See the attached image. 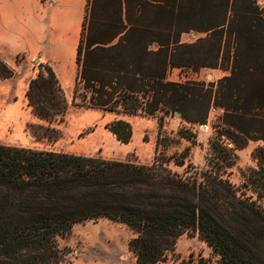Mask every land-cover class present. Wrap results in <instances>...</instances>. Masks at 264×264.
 Instances as JSON below:
<instances>
[{
  "label": "trees",
  "instance_id": "obj_1",
  "mask_svg": "<svg viewBox=\"0 0 264 264\" xmlns=\"http://www.w3.org/2000/svg\"><path fill=\"white\" fill-rule=\"evenodd\" d=\"M206 34L186 44L182 34ZM74 102L115 114L106 128L121 144L134 135L125 117L157 119L152 164L0 144V264H70L60 239L78 223L127 226L135 264H211L177 252L180 237L205 241L219 264H264V7L258 0H87L76 55ZM26 96L34 114L64 121L69 103L53 68L40 64ZM228 71L216 82L171 81L174 69ZM15 70L0 58V78ZM80 98V103H76ZM224 110L207 169L185 175L189 152L167 157L166 120L197 142L211 107ZM38 138V137H37ZM40 139V138H39ZM54 140V139H53ZM171 140V141H170ZM55 141V140H54ZM52 141V142H54ZM164 141V143H163ZM250 141L258 169L239 189L230 180L235 150ZM244 190V191H242ZM251 193V195L248 194Z\"/></svg>",
  "mask_w": 264,
  "mask_h": 264
},
{
  "label": "rangeland",
  "instance_id": "obj_2",
  "mask_svg": "<svg viewBox=\"0 0 264 264\" xmlns=\"http://www.w3.org/2000/svg\"><path fill=\"white\" fill-rule=\"evenodd\" d=\"M258 1L260 7H264V0ZM202 37H206V34L193 30L183 33L181 40L183 43L190 44ZM21 61L22 58H18L17 65L14 66L15 75L12 78H0L1 145L39 150L55 148L59 151L107 160L139 164L153 163L160 130L157 119L140 116L125 117L132 124L134 131L131 144L126 146L118 142L106 128V125L115 120L117 116L77 106L74 102V87L65 92L69 106L64 121L39 122L29 105L26 93L30 81L38 76L40 66L32 63L29 72L24 74L18 66ZM34 68H38V72ZM228 74V71L212 68H202L199 71L174 69L170 71L168 78L176 82H216ZM76 103H80V98ZM223 116L224 110L221 109L209 116L206 125L196 126L195 131L198 137L195 144L178 138V131L189 127L188 125L183 124L176 116L166 120L162 137L175 139L179 144H172L170 147L161 145L159 151L164 152L167 157H172L188 150L189 163L196 168L195 170L190 169L188 162L183 167L171 163L170 168L173 171L182 175L190 171L188 174L191 175L194 171L207 169V158L212 154L211 141L221 130ZM261 145V142L250 141L245 148L235 150L237 159L230 170V180L237 188L240 189L243 186L246 181L245 176H250L249 169H258L253 153ZM248 194L251 195L250 192ZM261 203L264 207V201ZM132 237L133 232L124 224L101 219L76 224L69 235L60 239V244L69 250L70 264H135V255L128 248ZM177 252L185 258L191 254L197 257L202 256L211 264H219L221 260L220 256L205 241L188 234L178 240Z\"/></svg>",
  "mask_w": 264,
  "mask_h": 264
},
{
  "label": "crops",
  "instance_id": "obj_3",
  "mask_svg": "<svg viewBox=\"0 0 264 264\" xmlns=\"http://www.w3.org/2000/svg\"><path fill=\"white\" fill-rule=\"evenodd\" d=\"M86 2L0 0V58L14 70L18 58H22L18 66L24 74L32 63L50 65L68 92L76 82V55ZM34 70L38 72V68Z\"/></svg>",
  "mask_w": 264,
  "mask_h": 264
},
{
  "label": "built area",
  "instance_id": "obj_4",
  "mask_svg": "<svg viewBox=\"0 0 264 264\" xmlns=\"http://www.w3.org/2000/svg\"><path fill=\"white\" fill-rule=\"evenodd\" d=\"M218 111H221V108H219V107H215V106H212V107H211V110H210V114H209V116H211L213 113H216V112H218Z\"/></svg>",
  "mask_w": 264,
  "mask_h": 264
},
{
  "label": "water",
  "instance_id": "obj_5",
  "mask_svg": "<svg viewBox=\"0 0 264 264\" xmlns=\"http://www.w3.org/2000/svg\"><path fill=\"white\" fill-rule=\"evenodd\" d=\"M39 61L37 60V63H38ZM176 117H178V118H180V114H176Z\"/></svg>",
  "mask_w": 264,
  "mask_h": 264
}]
</instances>
